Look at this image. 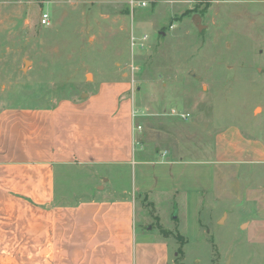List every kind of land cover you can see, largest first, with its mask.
I'll return each mask as SVG.
<instances>
[{
	"label": "crops",
	"instance_id": "1",
	"mask_svg": "<svg viewBox=\"0 0 264 264\" xmlns=\"http://www.w3.org/2000/svg\"><path fill=\"white\" fill-rule=\"evenodd\" d=\"M95 85L51 104L0 105V264H173L165 217L176 212L183 246H196L206 200L225 220L236 211L249 244L264 243V138L231 123L192 157L137 147L150 127L135 122L138 88L125 78ZM142 105V117H156ZM141 197L156 224L138 225Z\"/></svg>",
	"mask_w": 264,
	"mask_h": 264
},
{
	"label": "rangeland",
	"instance_id": "2",
	"mask_svg": "<svg viewBox=\"0 0 264 264\" xmlns=\"http://www.w3.org/2000/svg\"><path fill=\"white\" fill-rule=\"evenodd\" d=\"M115 78L138 88L135 122L150 127L137 147L192 157L231 123L264 138V0H0V105L77 98ZM143 98L156 117H142ZM219 211L205 201L196 246L181 245L176 212L165 217L173 264H264V243L247 242L236 211L226 220ZM155 214L141 197L138 225Z\"/></svg>",
	"mask_w": 264,
	"mask_h": 264
},
{
	"label": "built area",
	"instance_id": "3",
	"mask_svg": "<svg viewBox=\"0 0 264 264\" xmlns=\"http://www.w3.org/2000/svg\"><path fill=\"white\" fill-rule=\"evenodd\" d=\"M135 1L136 0H131V3L134 5L135 4ZM141 5H146V3L143 2ZM50 17L51 16H50V13L49 12H43L42 13V17H41V22L43 24H46V25L50 24ZM134 115L136 116L135 113H134ZM137 128L140 129L141 128V125H137Z\"/></svg>",
	"mask_w": 264,
	"mask_h": 264
},
{
	"label": "trees",
	"instance_id": "4",
	"mask_svg": "<svg viewBox=\"0 0 264 264\" xmlns=\"http://www.w3.org/2000/svg\"><path fill=\"white\" fill-rule=\"evenodd\" d=\"M161 233H163V234L166 235V236L173 234L172 231L167 230V229H164L163 227L161 228ZM176 236H177V238L181 241V242H180L181 245H183L185 242H187V239H186L185 236H183V235H181V234H178V235H176ZM181 253H182V248L180 247V249H179V255H180ZM180 256H181V255H180ZM178 257H179V256H178Z\"/></svg>",
	"mask_w": 264,
	"mask_h": 264
},
{
	"label": "water",
	"instance_id": "5",
	"mask_svg": "<svg viewBox=\"0 0 264 264\" xmlns=\"http://www.w3.org/2000/svg\"><path fill=\"white\" fill-rule=\"evenodd\" d=\"M196 16H197L196 20L200 18V16H199V15H196Z\"/></svg>",
	"mask_w": 264,
	"mask_h": 264
}]
</instances>
